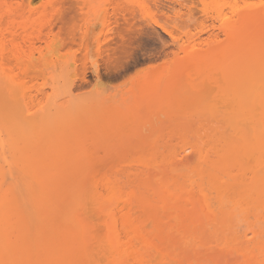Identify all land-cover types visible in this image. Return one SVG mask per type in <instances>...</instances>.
<instances>
[{
    "label": "bare ground",
    "instance_id": "obj_1",
    "mask_svg": "<svg viewBox=\"0 0 264 264\" xmlns=\"http://www.w3.org/2000/svg\"><path fill=\"white\" fill-rule=\"evenodd\" d=\"M21 1L15 9L14 0H0V61L16 59L21 48L10 32L13 26L9 32L14 36L8 39L18 47L9 46L5 19L21 7L31 12L43 8L41 18L48 19L39 22L40 28L30 22L20 26L29 32L15 29L25 35L20 39L37 30L33 46L49 41L52 48L40 61L53 68L48 61H61L62 45L55 42L50 14L45 16L52 1ZM201 1L225 39L212 34L216 46L189 61L221 72L226 108L220 138L205 151L198 148L197 157L193 151L122 159L36 152L27 164V206L16 219L0 223V264H264V0ZM99 16L87 36L106 22ZM111 41L109 46L118 42ZM7 45L16 57L6 55ZM35 56L31 52L27 61ZM190 63L185 69L193 72L197 68ZM60 77V72L49 74L53 82ZM170 81L160 79L164 96L171 93ZM145 85L143 99L149 101L155 90ZM53 106L42 111L44 123L52 119Z\"/></svg>",
    "mask_w": 264,
    "mask_h": 264
},
{
    "label": "rangeland",
    "instance_id": "obj_2",
    "mask_svg": "<svg viewBox=\"0 0 264 264\" xmlns=\"http://www.w3.org/2000/svg\"><path fill=\"white\" fill-rule=\"evenodd\" d=\"M51 1L53 10L50 8L51 13L45 12V16L50 14L55 42L62 45L61 61H48L55 64L53 68L40 61L52 48L49 41H37L33 46L32 38L39 32L31 34L32 31L26 33L30 29H23L31 38L26 35L24 40L20 28L33 22L40 26L45 9H33V13L21 7L5 19L7 23L4 21V28L14 27L13 31L6 29L5 35L13 32V39L23 40H18L21 48H17V56L22 55L23 61L22 57L18 60L16 53L12 55L18 61L11 57L15 43L12 47L13 41L11 44L8 38L13 34L6 36L12 48L5 47L11 60L0 61V223L4 225L27 206V164L36 152L66 156L99 154L122 159L193 151L197 157L211 141L220 138L224 125L226 107L221 94L225 88L221 72L189 61L216 46L210 38L212 34H218L221 42L225 39L213 16L204 12L201 0ZM110 1L119 7L117 11ZM15 2L20 5L22 1L14 0V7ZM98 16L106 18L104 27H97L93 35L87 36V29ZM17 26L22 34L17 35ZM114 38L117 44L109 46ZM31 52L39 58L27 61ZM189 63L197 69L188 72ZM52 71L60 72L59 81L49 78ZM161 77L171 79L172 90L167 96L159 88ZM145 84L155 90L149 101L143 99ZM51 106V122L44 123V119L40 120L42 111Z\"/></svg>",
    "mask_w": 264,
    "mask_h": 264
}]
</instances>
